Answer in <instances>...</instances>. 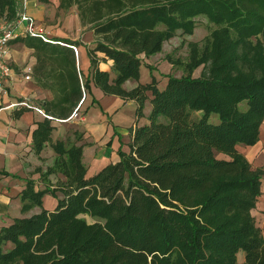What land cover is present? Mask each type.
Wrapping results in <instances>:
<instances>
[{"label": "trees", "instance_id": "1", "mask_svg": "<svg viewBox=\"0 0 264 264\" xmlns=\"http://www.w3.org/2000/svg\"><path fill=\"white\" fill-rule=\"evenodd\" d=\"M72 6L96 37L89 49L95 85L136 100L139 116L150 105L149 121L136 128L130 153L119 150V162L88 176L84 146L70 136L53 142L54 120L41 115L34 149L52 143L56 156L38 168L44 189L26 179L23 211L42 207L46 193L63 195L53 210L0 228V264H264L253 214L264 170L237 148L255 145L264 123V0H61ZM0 15L16 18L17 1L0 0ZM200 17L211 33L204 45L189 43L185 73H164V87L153 74L140 82L144 66L154 69L144 60L176 35H193ZM16 41L35 50L34 80L54 95L33 102L68 118L84 97L75 50L31 36ZM101 60L113 61L111 71L99 68ZM90 81L83 78L86 97ZM128 82L139 84L129 89Z\"/></svg>", "mask_w": 264, "mask_h": 264}, {"label": "crops", "instance_id": "2", "mask_svg": "<svg viewBox=\"0 0 264 264\" xmlns=\"http://www.w3.org/2000/svg\"><path fill=\"white\" fill-rule=\"evenodd\" d=\"M17 13H27L34 17L40 27L53 39L78 41L77 60L79 61L80 74L83 78H89L91 92L84 101V113L80 121H53L55 126L53 142L75 139L77 144L84 146V157L87 153L92 157L88 167V176L99 172L109 163H117L121 157L119 150L130 153L136 128L148 123L150 105L145 107L144 116L137 114L139 104L136 100L124 99L115 94H106L93 81L94 68L91 63L89 49L96 45L94 31L89 25H82L77 6L68 9L61 7V0H16ZM0 23L7 18L0 15ZM24 25L18 29L20 37L24 35ZM18 37V38H20ZM17 38V39H18ZM20 47L25 50L20 51ZM29 53L33 55L27 57ZM103 57V54H99ZM7 61L12 67L15 77L8 83L9 95L3 99V104L22 98H30L32 101H43L54 98L53 92L39 86L34 80V67L37 63L35 50L22 42L13 40L9 47ZM28 65L33 66L31 80H25L23 71ZM112 60H101L99 68L103 71H111ZM13 88H15L13 90ZM43 117L33 110L15 108L4 110L0 115V171H8L17 176L0 173V228L10 224L13 219L20 217L22 200L21 190L27 178L36 181V188H45V181L41 178L38 168L46 170L56 156L52 143H48L43 151L36 153L33 146V133L38 127L37 122ZM95 142V144H92ZM238 145L240 152L245 153L250 161H255L256 166H261V159L250 158L264 150V123L260 129V140L256 145ZM245 147V148H243ZM246 149V150H245ZM89 150V151H87ZM100 153V154H99ZM222 158L227 159L225 154ZM264 160V156L262 158ZM255 167V166H254ZM20 176V177H19ZM264 177V176H263ZM49 179L52 184L57 180L54 175ZM263 179V178H262ZM48 182V181H47ZM51 183V182H50ZM48 182V185L50 184ZM54 187V185L52 186ZM52 204L47 208L53 210L58 201L49 194ZM258 226L264 232V185L262 182V196L257 208L253 210ZM264 236V233H263Z\"/></svg>", "mask_w": 264, "mask_h": 264}, {"label": "rangeland", "instance_id": "3", "mask_svg": "<svg viewBox=\"0 0 264 264\" xmlns=\"http://www.w3.org/2000/svg\"><path fill=\"white\" fill-rule=\"evenodd\" d=\"M0 18H2V17H0ZM211 29H212V25L208 23V20L205 17H200L193 35L178 34L174 38L165 42L162 52H160L154 56H151L150 58H146L144 60V62L146 64L152 65L154 67V69L151 72L147 66H144L142 68V75H141L140 82H142V83L151 82L152 74H153L158 78V80H159L158 82H159L160 87H164V85L166 84L167 79H168L167 77L162 76V75H165L164 73H167V74L171 73V74H174L176 76L183 75L185 73V67L183 64L188 61L189 54H190L189 43L190 42H199L201 45H204L207 38L210 36ZM22 50H25V49L23 47H20V51H22ZM32 55H33L32 53H29L27 55V57L29 58ZM172 60H173V63H172ZM177 60L181 61L182 64L178 63ZM202 69H203V67L198 68L195 71V75L198 76L201 73ZM159 72H163V73H159ZM137 84H139V82H128L126 84V87L130 89V88L137 86ZM14 89L15 88H13V90ZM149 94H151V92H149ZM84 108H85V106H84ZM84 108L82 107V110ZM82 116H83V114H82ZM81 118L74 120V121H80L81 122ZM211 120L214 123H218L219 122L218 115H215V114L212 115ZM259 140H260V136H259ZM71 141L74 142L76 140L72 138ZM92 144H95V142H92ZM241 145H244V144H241ZM245 147H247V146H245ZM245 147H243V148H245ZM87 151H89V150H87ZM243 154L246 157L247 151ZM226 156H227V158H230L228 155H226ZM263 156H264V150L263 149L256 156H250V158L261 159V162H262L261 166H256L255 165L256 163H254L255 161H250L247 157L246 158L248 159V161L250 162V164L253 167L255 166L254 168H262L264 170V160L262 159ZM218 157L222 158L223 157L222 153H219ZM91 162H92V157L87 153V156H85V163L89 166L91 164ZM93 174H95V172ZM57 182H58V180H56V184H57ZM262 182L264 185V177L262 179ZM26 186H27V180L25 181L24 189L26 188ZM24 189H22L21 192ZM42 189H44V188H42ZM37 190H39V189H37ZM47 194H49L50 197L53 196L57 201L59 198H62V195H63L62 192L59 190L57 191L56 195H54L53 193L52 194L46 193L43 196V206L42 207L36 205L32 209L27 210V211H23V204H22L21 212H23V214L20 217H30L34 214L42 212L43 208L51 207L52 204L50 202V198L46 197ZM22 203H23V201H22ZM86 217L88 218L89 221L93 222V219L90 216L86 215ZM8 246L12 247V244H9ZM238 259L240 262H244L245 253L244 252L238 253Z\"/></svg>", "mask_w": 264, "mask_h": 264}, {"label": "built area", "instance_id": "4", "mask_svg": "<svg viewBox=\"0 0 264 264\" xmlns=\"http://www.w3.org/2000/svg\"><path fill=\"white\" fill-rule=\"evenodd\" d=\"M24 25V35L40 38L46 42L50 43H59L62 45H68L73 48L78 54V47L76 45H71L64 43L62 41L55 40L51 38L46 31L39 26L34 17L30 16L27 13H17V17L13 20L6 19L3 23H0V115L4 110L15 109V108H26L33 110L43 117L58 121L66 122L70 120H77L82 117L83 111L82 107L86 99V88L83 83V77L80 74V79L82 81V89L84 97L79 102L78 106L72 112V114L66 119H59L54 117L52 114L45 111L41 106L36 105L30 98L24 97L20 100L10 102L8 105L3 104V99L7 97L10 93L8 88V83L12 81L15 77V74L12 70V67L7 61V56L9 54V47L13 40H16L21 35V31L18 29L20 26ZM79 67V61H78ZM33 75V66L28 65L23 71V76L25 80H31Z\"/></svg>", "mask_w": 264, "mask_h": 264}]
</instances>
